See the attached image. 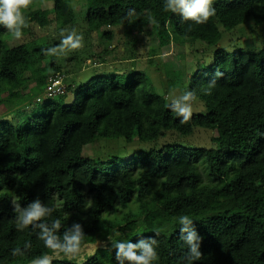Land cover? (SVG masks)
<instances>
[{
	"label": "trees",
	"instance_id": "16d2710c",
	"mask_svg": "<svg viewBox=\"0 0 264 264\" xmlns=\"http://www.w3.org/2000/svg\"><path fill=\"white\" fill-rule=\"evenodd\" d=\"M48 1L34 0L23 43L11 46L15 39L0 26V107L35 104L20 124L17 119L0 122V264H31L43 254L53 255L38 238L39 229L16 226L14 205L25 208L37 198L54 209L42 222L59 219L61 238L79 223L83 248L100 239L111 241L83 263L52 264H117L114 242L149 237L157 240L154 264H185L182 215L193 219L192 228L202 237L203 256L194 264H264V49L230 52L221 46L225 33L250 18L263 29L264 0H213L216 15L200 25L165 11L164 0H86L87 31L103 30L109 44L114 41L111 28L122 27L150 32L161 49L182 39L215 49L213 62L198 63L187 87L207 113L193 114L185 124L169 107L170 91L163 96L153 92L142 71L127 80L117 73L95 77L73 92L71 105L63 102L72 85L64 95L38 103L49 79L63 75L57 58L44 51L57 43L36 38L34 31ZM52 2L49 25L74 29L72 0ZM129 9L135 15L128 16ZM149 15L156 24H150ZM218 70L223 76L206 95ZM177 78L169 79V89ZM196 129L209 131L204 139L211 147L180 143ZM99 138L148 147L124 159L84 157ZM16 248L24 255L13 256Z\"/></svg>",
	"mask_w": 264,
	"mask_h": 264
},
{
	"label": "rangeland",
	"instance_id": "374dc122",
	"mask_svg": "<svg viewBox=\"0 0 264 264\" xmlns=\"http://www.w3.org/2000/svg\"><path fill=\"white\" fill-rule=\"evenodd\" d=\"M86 0H72L75 9L77 22L74 29L77 34L83 35V48L79 50L66 51L63 54L53 55L57 58L60 66L63 68V75L67 86L72 85V92L68 94V98L63 102L64 105H71L74 102V91L79 87L86 85L91 79L102 74L109 76L113 73L119 74V77L133 72H144L148 78V84L152 87L153 92L164 95L168 90V100L171 102L170 93L176 96L183 94L187 90L190 75L197 70L198 63L203 66H209L213 62L215 49L208 47L205 43L186 42L182 39L180 44L174 43L166 48L159 47V41L150 32L136 33L132 30H125L122 27L111 28L114 34L113 43H108L103 37V30L98 33L90 34L87 31L86 24L83 19L86 15ZM53 2L49 0L43 5L41 13L34 24L36 38L49 37L52 45L59 46L63 35L69 34L72 29L61 28L55 24L49 25V19L52 17ZM104 31H107L105 29ZM137 41L136 47L134 42ZM184 40V41H183ZM23 43V40H12L11 46H17ZM53 46V47H58ZM221 46L230 52L238 49H255L257 51L264 49V26L255 27L253 19L242 25L233 32L225 33L221 42ZM135 49V56L131 50ZM201 50L204 53H201ZM52 56V57H53ZM61 75V76H63ZM67 76V78H66ZM178 77V78H177ZM177 78L170 89L169 79ZM176 83V84H175ZM37 83H31V87ZM46 93V92H45ZM42 103L45 100L44 95L40 96ZM30 107L32 110L35 104L27 103L20 109H16L12 104L0 107V122L6 120H18L15 123L20 124L21 117ZM29 109V108H28ZM207 113L206 105L197 100L193 104V114L204 115ZM209 131L204 129H196L194 134L181 138L180 143L184 146L211 147L208 140L204 139L205 133ZM147 145H140L139 142L128 143L123 138L102 139L99 138L84 150V157L97 158L102 157L108 159L111 157L128 158L141 149H147ZM225 206V204H224ZM111 241L100 239L95 245H88L82 249L80 256L76 259H68L63 254L59 257L52 255L54 260L73 261L79 263L85 262L88 258L94 256L98 249H106Z\"/></svg>",
	"mask_w": 264,
	"mask_h": 264
},
{
	"label": "clouds",
	"instance_id": "9594fccd",
	"mask_svg": "<svg viewBox=\"0 0 264 264\" xmlns=\"http://www.w3.org/2000/svg\"><path fill=\"white\" fill-rule=\"evenodd\" d=\"M34 0H0V26H3L15 40H21L24 35V29L29 27L26 14L32 9ZM164 9L174 14L182 16L183 20L191 21L194 24H205L209 19L216 15L213 7V0H164ZM135 15V9L128 10V16ZM150 24H156L153 16L148 17ZM58 47H51L45 51V55L53 56L63 54L70 50L82 49L83 35L77 34L76 29L63 35ZM223 76L219 70L206 86L205 94L211 95V89L216 86L217 78ZM45 95V94H44ZM171 103L169 105L178 117L181 118V124L190 121L193 115V104L198 98L194 91L186 90L183 94L176 96L170 93ZM39 101V99H38ZM15 206L16 226L18 230L31 227L33 231L39 229L38 238L43 241L44 246L49 249L54 256L59 257L63 254L68 259H76L80 256L85 240V234L81 224L74 223L72 227L63 233L61 238L57 233L61 228V221L55 219L49 225L42 222L46 217H50L54 209L41 203L39 198L21 208ZM181 239L187 245L188 251L185 254V264H194L199 261L203 252L201 251L202 237L192 228L193 219L188 215L179 217ZM116 249L117 264H154L158 261L159 255L156 251L157 240L154 238L140 239L138 243L130 241H116L113 243ZM31 247L28 242L24 245L25 251ZM12 255H24L20 248L13 249ZM52 256L43 254L34 258L31 264H52Z\"/></svg>",
	"mask_w": 264,
	"mask_h": 264
},
{
	"label": "built area",
	"instance_id": "2783aa9c",
	"mask_svg": "<svg viewBox=\"0 0 264 264\" xmlns=\"http://www.w3.org/2000/svg\"><path fill=\"white\" fill-rule=\"evenodd\" d=\"M67 91V85L65 78L61 75H56L49 79L48 85L46 86L45 98H55L64 95ZM40 101V99H39Z\"/></svg>",
	"mask_w": 264,
	"mask_h": 264
}]
</instances>
